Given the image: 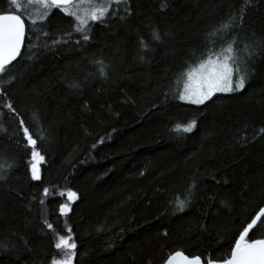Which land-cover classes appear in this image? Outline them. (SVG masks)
<instances>
[{
  "label": "trees",
  "instance_id": "trees-1",
  "mask_svg": "<svg viewBox=\"0 0 264 264\" xmlns=\"http://www.w3.org/2000/svg\"><path fill=\"white\" fill-rule=\"evenodd\" d=\"M10 7L0 0V13ZM52 11L43 31L26 20L21 55L0 77V264H51L69 229L72 264L227 258L264 206V0H127L87 41ZM231 17L230 34L210 36ZM232 39L254 53L239 52L245 88L182 102L184 73ZM249 236L264 239V223Z\"/></svg>",
  "mask_w": 264,
  "mask_h": 264
},
{
  "label": "snow or ice",
  "instance_id": "snow-or-ice-1",
  "mask_svg": "<svg viewBox=\"0 0 264 264\" xmlns=\"http://www.w3.org/2000/svg\"><path fill=\"white\" fill-rule=\"evenodd\" d=\"M10 9L4 13H0V77L6 74L8 67L17 60L21 55V48L24 44L26 35V20L30 23L31 28L43 31L42 25L47 22L48 17L53 15V9H58L65 16L71 17L73 22V30L82 35V38L89 40L88 31H90V23L103 22L115 8L120 5H126L127 0H9ZM250 0H245V8ZM38 14L39 21L36 18ZM243 19L241 15L238 17ZM237 17H231L223 22L219 28L210 33V36L216 37L218 33L225 36L230 34L236 27ZM46 34V33H45ZM153 38L157 41L160 36L153 33ZM221 38H224L223 36ZM215 44V40L210 41ZM144 41L141 40V44ZM236 41L230 40L225 46H222L220 52L226 53L221 57L219 52L208 49L206 58H202L196 67L186 71L187 80L183 85V90L178 93L179 99L188 104L203 105L217 93H231L241 91L245 88V81L248 75L247 60L239 55L240 51L247 54L250 59L254 54L250 47L245 45L243 49L235 47ZM99 67L101 77L106 76V65L103 61H96ZM243 64V70L240 65ZM234 77H236L234 79ZM10 111L14 112L11 104L7 105ZM20 127L23 129L24 138L28 145L33 148L31 173L33 180H40L37 164L43 160L39 152L35 150L37 139L29 133L24 121H20ZM195 127V121L190 122L187 126H177L176 130L183 132H191ZM7 167H12L7 164ZM5 167L0 164V169ZM47 189H45V193ZM43 203V201H41ZM186 201L177 202V209L183 211ZM66 211L61 208V213ZM264 223V207H260L254 217L250 218V222L239 233L235 239L234 245L231 246L230 255L222 259L219 264H264V239H255L250 241L249 234L255 235L259 224ZM52 227L51 224L48 225ZM69 235L66 237L61 235L55 244L57 250H66L67 255L63 259L53 258L51 264H72L76 255L77 244L73 241L71 229L68 230ZM165 264H204L201 257H188L181 251L168 256ZM207 264H214L209 258Z\"/></svg>",
  "mask_w": 264,
  "mask_h": 264
},
{
  "label": "rangeland",
  "instance_id": "rangeland-1",
  "mask_svg": "<svg viewBox=\"0 0 264 264\" xmlns=\"http://www.w3.org/2000/svg\"><path fill=\"white\" fill-rule=\"evenodd\" d=\"M62 13H63V12H62ZM36 18H37L38 21H39L38 14H36ZM90 24H92V23H90ZM220 55H221V57L223 58V56L226 55V53L221 52ZM240 67H241V70H243L244 65L241 64ZM235 78H236V77H234V79H235ZM186 80H187V77H186V75H185L184 78H183V80H182V88H181V91L183 90V85H184V83L186 82ZM231 93H232V92H231ZM218 94H224V93H217V94H215V95H218ZM215 95H214V96H215ZM182 102H184V101H182ZM184 103H186V102H184ZM187 104H188V103H187ZM191 105H193V104H191ZM32 151H33V149H32ZM32 162H33V161H32V152H31V156H30V164H29L31 177H32V173H31V164H32ZM42 163H43V160L40 161V162L37 164L38 171H39V175H40V167H41V164H42ZM66 197H67L68 200H73V199H75V196H74L73 194H71V193H66ZM62 207H64V208L66 209L65 212H68V211H69L68 207H65V206H62ZM62 207H61V208H62ZM67 254H68V253H67L66 250L61 249V250H60L61 258H59V259H63Z\"/></svg>",
  "mask_w": 264,
  "mask_h": 264
},
{
  "label": "water",
  "instance_id": "water-1",
  "mask_svg": "<svg viewBox=\"0 0 264 264\" xmlns=\"http://www.w3.org/2000/svg\"><path fill=\"white\" fill-rule=\"evenodd\" d=\"M22 49V48H21ZM14 62V61H13ZM264 207V206H263ZM191 258V257H190ZM163 264H165V262L163 263ZM214 264H219V263H216V262H214Z\"/></svg>",
  "mask_w": 264,
  "mask_h": 264
}]
</instances>
